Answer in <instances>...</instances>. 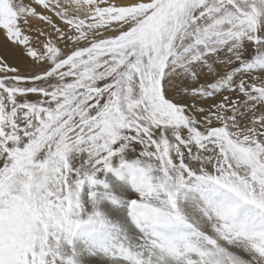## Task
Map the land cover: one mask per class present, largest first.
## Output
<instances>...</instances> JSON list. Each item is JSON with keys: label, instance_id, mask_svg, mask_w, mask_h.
Here are the masks:
<instances>
[{"label": "snow or ice", "instance_id": "snow-or-ice-1", "mask_svg": "<svg viewBox=\"0 0 264 264\" xmlns=\"http://www.w3.org/2000/svg\"><path fill=\"white\" fill-rule=\"evenodd\" d=\"M0 264H264V0H0Z\"/></svg>", "mask_w": 264, "mask_h": 264}]
</instances>
